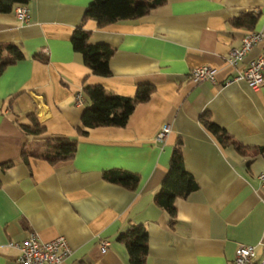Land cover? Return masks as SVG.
I'll return each mask as SVG.
<instances>
[{"label":"crops","instance_id":"0c3cea01","mask_svg":"<svg viewBox=\"0 0 264 264\" xmlns=\"http://www.w3.org/2000/svg\"><path fill=\"white\" fill-rule=\"evenodd\" d=\"M91 0H30L29 20L13 9L0 13V46L15 44L23 59L0 73V264H16L20 242L29 232L41 240L67 238L70 255L59 264H128L119 234L132 224L148 233L145 264H228L237 244L254 246L253 264L264 259V85H228L225 77L245 67L264 47L247 51L236 67L225 62L247 31H264V0H168L136 19L99 27L82 23ZM251 26H235L239 16ZM82 25L89 43L114 50L110 74L97 76L72 48L73 29ZM3 57H10L6 50ZM216 69V83L192 82L193 67ZM132 97L151 84L150 98L137 103L124 127H96L79 136L85 102L74 94L86 85ZM207 112L214 124L248 147L239 155L221 148L201 126ZM33 113L46 127L26 136L18 124ZM170 131L156 138L162 126ZM78 139L73 158L50 164L21 160V150L41 151L55 138ZM181 139L185 168L198 188L175 199L173 226L154 196L166 173L173 144ZM13 161L7 168L1 165ZM121 168L140 177L135 189L102 179V171ZM107 240L105 252L100 242Z\"/></svg>","mask_w":264,"mask_h":264},{"label":"trees","instance_id":"16d2710c","mask_svg":"<svg viewBox=\"0 0 264 264\" xmlns=\"http://www.w3.org/2000/svg\"><path fill=\"white\" fill-rule=\"evenodd\" d=\"M30 0H0V13L10 12L18 4H28ZM168 0H91L82 17V23L86 20H94L99 27L106 26L117 20L136 19L149 13L153 8L162 5ZM253 19L247 16H239L233 20L235 26H251ZM89 32L82 25L73 29L71 36L72 48L81 53L84 65L97 76L110 74L109 59L114 52L113 48L105 43H89ZM6 50L10 57H3L2 51ZM23 52L15 44L0 46V73L10 63L23 59ZM154 91L151 84L137 86L134 96L108 94L101 85H86L83 87L85 108L82 111L80 126L77 134L84 136L88 129L96 127H124L128 116L132 113L137 103L147 101ZM28 124H18L19 129L26 136H39L46 131L37 116L27 114ZM201 126L216 140L221 148L231 146L239 155H247L248 147L242 145L229 135L224 128L214 124L207 112L199 116ZM46 146L41 151L31 149L21 150V160L29 166V158L37 157L46 160L50 164L66 162L73 158L78 139L55 138L46 140ZM181 139L177 138L173 144L169 164L161 181L160 188L154 196L155 205L164 209L170 217L169 224L173 226L176 215L175 199L185 198L198 188L193 175L185 168L181 151ZM262 147L256 148L252 154L262 151ZM13 161L5 162L1 167L7 168ZM102 179L127 189H135L139 183L137 173L121 169L111 168L102 171ZM119 239L124 243L128 264H145V255L148 252V233L143 225L132 224L119 234ZM81 264H86L81 261Z\"/></svg>","mask_w":264,"mask_h":264},{"label":"built area","instance_id":"2783aa9c","mask_svg":"<svg viewBox=\"0 0 264 264\" xmlns=\"http://www.w3.org/2000/svg\"><path fill=\"white\" fill-rule=\"evenodd\" d=\"M13 11L18 20L23 23L28 22V4H18L14 6ZM260 42H264V31H247L242 36L240 44L229 50L225 62L231 67H236L247 51ZM216 72V69L211 66L199 65L189 70L188 79L195 83L203 81L216 83ZM241 80L245 81L253 90H257L264 85V47H262V51L257 56L248 61L245 67L237 70L229 77H225L222 83L226 86ZM74 100L77 104L82 105L84 103L82 93L76 92ZM169 131V125L165 124L157 133L156 138L163 141ZM107 244V240H101V252H105ZM9 245L18 250L15 260L16 264H59L71 253L67 238L63 235H58L49 240H41L38 233L34 231L29 232L22 241L10 242ZM254 258V246L239 243L235 248L233 259L228 264H253ZM261 264H264V259H262Z\"/></svg>","mask_w":264,"mask_h":264}]
</instances>
